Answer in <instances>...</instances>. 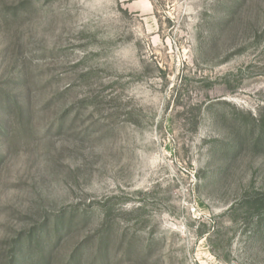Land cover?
Returning <instances> with one entry per match:
<instances>
[{
  "label": "rangeland",
  "instance_id": "rangeland-1",
  "mask_svg": "<svg viewBox=\"0 0 264 264\" xmlns=\"http://www.w3.org/2000/svg\"><path fill=\"white\" fill-rule=\"evenodd\" d=\"M14 261L264 264V0H0Z\"/></svg>",
  "mask_w": 264,
  "mask_h": 264
},
{
  "label": "trees",
  "instance_id": "trees-1",
  "mask_svg": "<svg viewBox=\"0 0 264 264\" xmlns=\"http://www.w3.org/2000/svg\"><path fill=\"white\" fill-rule=\"evenodd\" d=\"M242 147V141H241V137L240 139L238 138L233 144H232V148L230 150H227V152H224L225 155H229V154H234L235 152H237L238 150H240ZM51 229V228H50ZM63 227L62 225H60V222L58 219H56V222L54 221L52 224V229L50 230L53 236V239H56L59 237L60 232L62 231ZM40 232V230H39ZM103 240L101 242H105L107 241V239H109L108 236H106L105 238H102ZM101 246V245H100ZM18 257V256H16ZM13 264H15V261L13 262Z\"/></svg>",
  "mask_w": 264,
  "mask_h": 264
}]
</instances>
